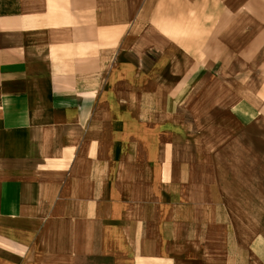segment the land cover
<instances>
[{"label":"crops","instance_id":"obj_1","mask_svg":"<svg viewBox=\"0 0 264 264\" xmlns=\"http://www.w3.org/2000/svg\"><path fill=\"white\" fill-rule=\"evenodd\" d=\"M247 142L264 0H0V264H264Z\"/></svg>","mask_w":264,"mask_h":264},{"label":"rangeland","instance_id":"obj_2","mask_svg":"<svg viewBox=\"0 0 264 264\" xmlns=\"http://www.w3.org/2000/svg\"><path fill=\"white\" fill-rule=\"evenodd\" d=\"M202 96H203V94H202ZM201 98V95H199V99ZM205 97H202L201 98V102L199 103V105H204V103H205V99H204ZM140 113L141 112H143L144 114H145V109L143 110V111H139ZM248 132H250V133H254L255 132V130H252V129H250ZM256 132H258V129H256ZM247 143H251V145L250 146H247L246 147V149L247 150H254V149H256V148H260V149H262V150H264V146H262V147H255L254 146V143L253 142H247ZM247 143H246V145H247ZM237 148H239L238 146H234V147H232V149H237ZM246 160H248V159H246ZM236 161V160H235ZM246 165H249V163H245Z\"/></svg>","mask_w":264,"mask_h":264}]
</instances>
